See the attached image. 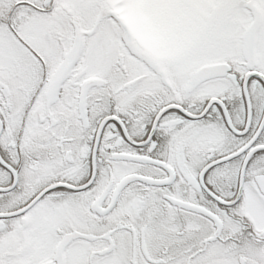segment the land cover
Returning <instances> with one entry per match:
<instances>
[{"label":"snow or ice","instance_id":"snow-or-ice-1","mask_svg":"<svg viewBox=\"0 0 264 264\" xmlns=\"http://www.w3.org/2000/svg\"><path fill=\"white\" fill-rule=\"evenodd\" d=\"M0 264H264V0H0Z\"/></svg>","mask_w":264,"mask_h":264}]
</instances>
